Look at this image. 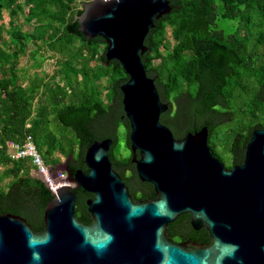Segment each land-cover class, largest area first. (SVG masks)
<instances>
[{
    "label": "trees",
    "instance_id": "1",
    "mask_svg": "<svg viewBox=\"0 0 264 264\" xmlns=\"http://www.w3.org/2000/svg\"><path fill=\"white\" fill-rule=\"evenodd\" d=\"M90 1L0 0V215H19L36 233L44 231L54 196L34 175L31 157L13 159L11 142L22 146L31 138L52 169L61 164L60 154L73 173H87V149L111 138L113 168L134 201L144 199L137 189H153L132 163L121 92L129 77L118 61L107 64L103 38L88 39L80 31L78 19ZM168 1L172 11L156 20L142 55L170 106L161 122L177 139L207 126L212 154L232 169L244 163L253 131L264 129V0ZM50 61L51 75L43 71ZM73 193L76 217L91 224L86 201L94 195ZM189 219L182 215L170 224L169 238L210 243Z\"/></svg>",
    "mask_w": 264,
    "mask_h": 264
},
{
    "label": "water",
    "instance_id": "2",
    "mask_svg": "<svg viewBox=\"0 0 264 264\" xmlns=\"http://www.w3.org/2000/svg\"><path fill=\"white\" fill-rule=\"evenodd\" d=\"M171 11L168 0H92L78 19L86 38L107 42V64L118 61L129 77L121 92L132 163L157 198L134 202L113 168L114 140H96L85 153L87 173H73L67 161L53 172L66 183L52 192L42 233L19 215H0V264H264V129L253 131L244 163L227 169L210 150L207 126L177 139L161 122L170 106L142 55L156 20ZM75 188L94 195L89 225L75 215ZM185 214L195 230L207 229L210 245L169 238L168 226Z\"/></svg>",
    "mask_w": 264,
    "mask_h": 264
},
{
    "label": "built area",
    "instance_id": "3",
    "mask_svg": "<svg viewBox=\"0 0 264 264\" xmlns=\"http://www.w3.org/2000/svg\"><path fill=\"white\" fill-rule=\"evenodd\" d=\"M8 147L12 152L13 159H23L31 157L36 170L43 175L45 183H47L49 189L54 193V188H59L62 184H65V177L63 172H58V176L54 177L53 170L49 165L45 163L42 156L39 154L36 145L33 140L29 138L22 146L16 143H9Z\"/></svg>",
    "mask_w": 264,
    "mask_h": 264
},
{
    "label": "flooded vegetation",
    "instance_id": "4",
    "mask_svg": "<svg viewBox=\"0 0 264 264\" xmlns=\"http://www.w3.org/2000/svg\"><path fill=\"white\" fill-rule=\"evenodd\" d=\"M143 183H146V182H143ZM147 184H150V183H147ZM150 185L153 187V189H137L139 195L141 194L144 199H141L140 201H134V202L139 203V202H144V201H152V200H154V199L157 198V194H156V191H155L154 186L152 184H150ZM75 189H77V190H83L82 188H75ZM129 191L131 193V189H129ZM131 195H132V193H131ZM132 198H133V196H132ZM185 215H187V214H185ZM188 216L190 218L189 219V223L191 225V216L190 215H188ZM194 231L197 234H200V233H202L204 231H206L208 233V231H207L206 228H201L200 230H195L194 229ZM208 236H209V234H208ZM183 243H185L188 247H201V246H208V245H210V243H207V242L194 241V240H190V239H185L183 241Z\"/></svg>",
    "mask_w": 264,
    "mask_h": 264
},
{
    "label": "rangeland",
    "instance_id": "5",
    "mask_svg": "<svg viewBox=\"0 0 264 264\" xmlns=\"http://www.w3.org/2000/svg\"><path fill=\"white\" fill-rule=\"evenodd\" d=\"M5 19H6V21H8L7 15H6ZM233 24H234V22L228 23V25H233ZM26 29H28V28H26ZM23 65L26 66L28 64L25 62V63H23ZM43 69H44L43 71H45L46 73H48L50 75L55 69L54 62L50 61L46 65L44 64ZM30 71L33 72V70H30ZM37 72H39L40 75H42V73H43L40 69H38ZM120 139H121L120 145L123 149V148H125V129H124V127H122V129H121ZM127 154L129 155L130 153L127 152ZM57 156L60 157V159L62 161L61 163H65L66 159L64 157H62L60 154H57ZM59 166H60V164L57 165V167H59ZM1 171H2V169H0V172ZM34 173H35V171H34Z\"/></svg>",
    "mask_w": 264,
    "mask_h": 264
},
{
    "label": "clouds",
    "instance_id": "6",
    "mask_svg": "<svg viewBox=\"0 0 264 264\" xmlns=\"http://www.w3.org/2000/svg\"><path fill=\"white\" fill-rule=\"evenodd\" d=\"M56 168H57V167H56ZM56 168H55V169H56ZM55 169H53V170H55ZM35 172H38V171L36 170ZM38 173H39V172H38Z\"/></svg>",
    "mask_w": 264,
    "mask_h": 264
}]
</instances>
